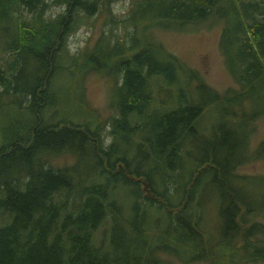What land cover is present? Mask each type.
I'll list each match as a JSON object with an SVG mask.
<instances>
[{"label": "trees", "instance_id": "trees-1", "mask_svg": "<svg viewBox=\"0 0 264 264\" xmlns=\"http://www.w3.org/2000/svg\"><path fill=\"white\" fill-rule=\"evenodd\" d=\"M53 2L64 4L66 12L45 16L47 0H0V40L7 42L4 51L14 56L11 63L0 62V100L10 95L28 115L24 119L15 114L12 134L0 141V264H170L161 251L184 261L207 257L198 222L208 180L217 187L224 184L227 192V207L221 211L222 249L211 257L235 264L232 254L237 251L235 259L264 261V244L251 239L264 229V200L252 202L242 186L233 185L235 179L248 177L233 172L246 159V138L238 146L243 158L232 161L238 138L227 118V106L245 88H264V0H133L125 18L110 17L122 24L130 21L133 28L126 37L99 35L91 47L79 51V62H70L67 84L51 92L56 56L75 9L93 13L99 6V0ZM21 6L34 14L31 21L21 20ZM211 20L220 21L218 46L240 88L225 94L197 82V88L208 89L217 102L219 120L209 136L199 135L200 144L186 166L182 147L196 136L207 103L191 97L189 75L175 54L146 48L139 37L149 36L147 28L152 26L180 29ZM87 70L114 76L109 100L116 114L108 120V144L100 133V118L82 102L81 81ZM164 91L168 95L163 98ZM22 98L28 103L22 104ZM157 101L160 104L153 106ZM47 105L55 106L57 121L44 117ZM260 147L254 157L262 156L264 142ZM66 153L74 155L72 163L45 160L48 154ZM141 176L151 181V193L136 178ZM157 182L161 189L154 186ZM119 183L128 186L131 200L134 196L131 214L112 194ZM154 209L156 216L150 213ZM108 212L107 242L94 244V231ZM160 217L166 223L160 224Z\"/></svg>", "mask_w": 264, "mask_h": 264}, {"label": "rangeland", "instance_id": "rangeland-1", "mask_svg": "<svg viewBox=\"0 0 264 264\" xmlns=\"http://www.w3.org/2000/svg\"><path fill=\"white\" fill-rule=\"evenodd\" d=\"M49 5L45 8V16H53L54 14L60 13L64 14L66 12V6L64 4L58 5L53 4V0H47ZM85 1V0H82ZM133 0H99L98 9L93 13H88L86 10L81 8H76L74 11V19L71 24V30L66 35L64 45H60L59 54L56 56V71L51 76L48 90L53 92L60 90L69 80V72L73 69V64L70 62H79L81 58V51L84 48H89L94 44L96 38L101 34H109L110 32L115 35L118 39L125 38L128 30H132V25L130 21L126 20L124 24L111 21L110 17L114 19L125 18L128 10L132 6ZM17 14L21 17V20L31 21L34 14H32L28 9L21 6L17 10ZM71 19V20H72ZM219 20H211L208 25L206 24H191L185 25L180 29H158L157 26H152L150 29L149 36L142 35L140 40L146 48L164 49L175 54L185 68L186 73L189 75L187 79V87L190 88L191 97L199 100H204L207 105L203 110L199 118V123L197 126V134L195 137L188 139L184 142L182 147V155L184 157L183 165L190 166L194 158V149L200 144L201 138L199 135L211 134L213 125L219 120L218 110L216 108L217 102L211 100V93L208 89L204 91L198 89L197 82H203L208 87L214 90L220 91V93H230L231 91L238 90L240 84L238 81L234 80L229 71L226 69L224 64L223 55L218 46L219 38ZM141 25V24H140ZM139 25V28H140ZM1 33V31H0ZM6 41L0 40V58L2 55L3 64L11 63L14 56L11 57L10 52L4 51L6 47ZM162 46L164 48H159ZM137 48H133L132 52H135ZM79 53V54H78ZM74 59V60H73ZM22 61L23 59L20 58ZM74 62V63H76ZM60 64V65H59ZM59 65V66H57ZM66 65H70L71 69ZM78 67V64L76 65ZM96 72L94 70H87L84 74V78L81 81L82 84V102L83 104H88L98 115L101 120L102 127L100 129L101 136L104 137V143H110L112 140V135L108 133L109 125L108 120L114 114L116 110L112 107L110 103V91L114 84V76L105 73ZM197 83V84H196ZM77 84V83H76ZM78 85V84H77ZM249 86V85H248ZM197 89V91H196ZM196 92V94H195ZM165 94V91L162 95ZM168 94L164 95L166 97ZM28 97V96H27ZM22 104H27L28 101L22 98ZM160 104L157 101L153 106H158ZM21 104L16 101L10 95H3L2 100H0V141L2 136H8L13 132V128L10 126L11 121L15 114H18L21 118H26L28 115L20 109ZM230 113L227 114L231 123V128L234 129V135L238 138V145H236L235 152L233 155V160L243 158V153L246 155V159L242 164H237L233 167V172L236 176L247 175L246 179L233 181V185L238 188V186L243 187V193L247 194L250 200L258 201L264 200V149L261 150V157L257 155L260 153L259 148L261 143L264 142V88L254 86L251 90L245 88V92L237 97L235 101L229 106H227ZM55 106L47 105L44 111V117L49 119L50 117L53 122L57 121L58 112L53 113ZM59 118V117H58ZM138 134H136L133 139H136ZM246 144L243 148V153L238 150L240 142H245ZM234 140V137H233ZM244 142L242 144H244ZM123 146V144H120ZM222 149V153H223ZM254 157V154H256ZM134 151L131 148L129 151L130 158ZM221 153V154H222ZM45 160L53 165H64L67 163H72L74 160V155L71 153L66 154H48ZM90 160L87 165H91ZM136 162H129L130 168H134ZM84 167L83 164L79 166ZM150 167V166H149ZM177 172V171H176ZM83 176V175H82ZM86 176V175H85ZM83 176V177H85ZM175 177V176H173ZM259 177V178H258ZM140 179H144L142 176ZM91 177H86V182H90ZM101 179L99 178L98 181ZM146 180V179H145ZM225 181V180H224ZM169 183H174V180ZM151 184V181H150ZM146 186L149 188V185ZM139 188L141 189V183L138 182ZM224 184L215 186L214 183L208 180L204 183L203 190L201 192V197L204 199V206L200 208V219L199 228L201 230V238L203 236V241L206 243L204 249V254L207 257H201L200 259H195L193 261H184L173 253L161 251L159 255L165 259L170 264H220L225 263L223 258L211 257L213 255L219 254V250L222 249L219 242L222 232V222L221 217L222 209L227 207V203L224 202V196L226 195ZM153 187V185L151 184ZM154 186L159 189L162 188V184L157 182ZM221 189H220V188ZM142 192V191H141ZM128 186L116 184L112 188V194L117 198V200L122 204V209L126 214H131L130 205L134 199L132 195V200L129 194ZM143 196V193H141ZM143 198H141V201ZM154 207V206H152ZM232 206L229 209L231 210ZM153 216L159 214L155 209L150 212ZM160 219L157 221L160 223ZM111 223V213L108 212L107 216L100 224V226L94 231L93 243H99L102 239L107 242L108 229ZM161 223H166L161 220ZM160 223V224H161ZM159 225V224H158ZM159 232V228H157ZM255 237L259 238L258 243L264 244V229L253 236L251 239L255 240ZM241 237L237 243V246L241 243ZM243 251V250H241ZM245 254V251H243ZM190 254V251H188ZM240 255V250H239ZM235 264H264L262 260H248L246 258H238V252L235 251L232 254ZM214 258V259H213ZM242 259H246L242 261Z\"/></svg>", "mask_w": 264, "mask_h": 264}, {"label": "water", "instance_id": "water-1", "mask_svg": "<svg viewBox=\"0 0 264 264\" xmlns=\"http://www.w3.org/2000/svg\"><path fill=\"white\" fill-rule=\"evenodd\" d=\"M142 183H143V188L148 192L149 188L146 187L148 186V182L146 180H143Z\"/></svg>", "mask_w": 264, "mask_h": 264}, {"label": "flooded vegetation", "instance_id": "flooded-vegetation-1", "mask_svg": "<svg viewBox=\"0 0 264 264\" xmlns=\"http://www.w3.org/2000/svg\"><path fill=\"white\" fill-rule=\"evenodd\" d=\"M137 179H139L141 182L145 179H140V177H136ZM150 189V188H149ZM149 193H151V191H149Z\"/></svg>", "mask_w": 264, "mask_h": 264}]
</instances>
